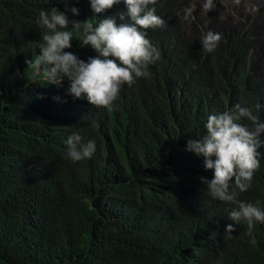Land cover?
I'll return each mask as SVG.
<instances>
[{"label": "trees", "instance_id": "obj_1", "mask_svg": "<svg viewBox=\"0 0 264 264\" xmlns=\"http://www.w3.org/2000/svg\"><path fill=\"white\" fill-rule=\"evenodd\" d=\"M198 1L148 6L165 21L147 30L160 59L109 109L25 64L40 54V11H63L62 0H0V264H264V223H241L229 239L234 205L211 199L200 178L213 171L185 151L210 114L240 105L264 120V0L236 21ZM68 7L94 26L126 12L123 0L101 14L88 0ZM209 30L222 35L211 53ZM81 40L74 31L64 51L97 57ZM75 131L95 142L90 159H67ZM231 186L264 210V156L248 191Z\"/></svg>", "mask_w": 264, "mask_h": 264}, {"label": "clouds", "instance_id": "obj_2", "mask_svg": "<svg viewBox=\"0 0 264 264\" xmlns=\"http://www.w3.org/2000/svg\"><path fill=\"white\" fill-rule=\"evenodd\" d=\"M91 11L101 14L121 3V0H88ZM156 0H123L126 12L106 17L95 26L86 20L79 22L69 19L79 14L69 3L78 0H62L65 5L60 11L56 7L41 10L37 24L44 30L39 55L25 59L27 67L42 74L49 85L59 87L65 80L69 82L67 94L76 99L84 98L95 107L111 108L118 99L123 86H131L137 78L148 75L149 65L160 59L159 49L147 37L148 29L160 28L165 21L156 14L155 8L148 7ZM238 2V0H237ZM203 7L213 9V0H205ZM254 11L259 8L255 7ZM191 16L192 10H186ZM187 18V17H186ZM194 18V17H193ZM117 19L120 23H117ZM79 32L81 47L88 46L97 57L87 62L73 53L64 51L71 48L73 33ZM222 35L207 31L201 38L205 52L211 53L221 41ZM259 107V106H257ZM251 122V127L241 123ZM205 133L197 139L189 138L185 151L203 159L204 169L213 171V178H200L201 184L212 200L234 205L228 214L232 223L225 228L231 239L236 226L245 223L251 228L254 223H264V210L258 204L238 200V192H246L252 186L255 172L264 156V120L250 109L235 105L231 110L213 113L207 117ZM66 156L71 162L90 159L95 152V142L85 141L78 132H73L65 141ZM218 233L213 232L210 237Z\"/></svg>", "mask_w": 264, "mask_h": 264}, {"label": "rangeland", "instance_id": "obj_3", "mask_svg": "<svg viewBox=\"0 0 264 264\" xmlns=\"http://www.w3.org/2000/svg\"><path fill=\"white\" fill-rule=\"evenodd\" d=\"M200 2L201 0L198 1L197 4L199 5ZM252 4L253 1L251 0H238V2L237 0H213V5L222 9V12L229 16L233 21H236L240 16L248 13Z\"/></svg>", "mask_w": 264, "mask_h": 264}, {"label": "bare ground", "instance_id": "obj_4", "mask_svg": "<svg viewBox=\"0 0 264 264\" xmlns=\"http://www.w3.org/2000/svg\"><path fill=\"white\" fill-rule=\"evenodd\" d=\"M220 9V8H219ZM261 59V58H260Z\"/></svg>", "mask_w": 264, "mask_h": 264}]
</instances>
